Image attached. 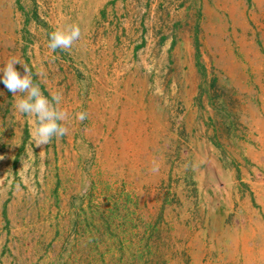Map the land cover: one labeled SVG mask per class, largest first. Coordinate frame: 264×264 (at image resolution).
Wrapping results in <instances>:
<instances>
[{"label": "rangeland", "instance_id": "1", "mask_svg": "<svg viewBox=\"0 0 264 264\" xmlns=\"http://www.w3.org/2000/svg\"><path fill=\"white\" fill-rule=\"evenodd\" d=\"M10 57L68 133L0 72V264H264V0H0Z\"/></svg>", "mask_w": 264, "mask_h": 264}, {"label": "clouds", "instance_id": "2", "mask_svg": "<svg viewBox=\"0 0 264 264\" xmlns=\"http://www.w3.org/2000/svg\"><path fill=\"white\" fill-rule=\"evenodd\" d=\"M80 38L81 28L78 24L60 25L51 33L48 47L53 52L57 49L69 50ZM17 64L22 65L23 74L17 69ZM0 72L3 73V84L13 96L17 93L23 94L15 100L14 107L28 117L30 125H35L31 131V139L37 147L50 144L53 137L62 138L68 133L66 126L68 113L61 108L63 99L61 93L52 92L49 99L40 85L34 83L32 70L28 64L16 57H10ZM87 115V112H79L76 118L82 122ZM158 170V165H154L152 171Z\"/></svg>", "mask_w": 264, "mask_h": 264}]
</instances>
